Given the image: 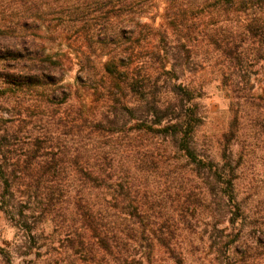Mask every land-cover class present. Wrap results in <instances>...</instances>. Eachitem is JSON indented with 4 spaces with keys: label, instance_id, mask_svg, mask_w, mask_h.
Listing matches in <instances>:
<instances>
[{
    "label": "trees",
    "instance_id": "trees-1",
    "mask_svg": "<svg viewBox=\"0 0 264 264\" xmlns=\"http://www.w3.org/2000/svg\"><path fill=\"white\" fill-rule=\"evenodd\" d=\"M166 2L167 26L177 30L178 26L186 25L187 13L199 11L197 18L202 16L200 21L204 26L202 38L219 49L224 48L225 58L235 60L233 47H241L246 41H254L264 51V0ZM154 9V0H48L43 3L0 0V50H10L7 60L13 62L18 74L0 78V111L12 114L11 120L0 119V211L15 220L34 244L41 236L36 225L37 213L41 211L40 218L58 220L68 215L74 221H81L89 241L88 261L92 263L146 264L145 257L139 256L140 251L136 249L138 226L142 225L149 256L155 243H159L166 248L171 264H186L183 249L177 250L173 245L176 235L170 225L165 223L164 229L161 227L146 235L149 226L154 228L159 224L151 220L156 208L136 199L142 188L135 184L137 179H130V173L125 174L123 155L131 157L137 169L144 173L162 172L178 167V163L166 165L164 161L175 150L176 155L182 156L185 167L213 192L220 193L223 216L232 213L234 208L241 210L230 162L222 165L207 160L196 145V131L203 122L196 103L198 95L193 88L176 82L184 73L183 52L189 54L190 50L180 39L171 49H159L155 55L163 73L152 70V57L140 61L139 54L145 49L142 43H149L154 32L149 24L142 23V18ZM205 13L213 21L211 27L205 25ZM226 24H237L236 33L219 37L220 29H226ZM61 25L77 27L76 32L82 34L87 44L89 54L80 58L77 83L84 93L96 97L92 105H71L64 112L61 107L69 102L72 93L63 85L66 72L63 61L47 54L44 44L25 42L31 31ZM190 28L187 27L191 36ZM5 32L19 41L3 46L2 42L8 40L2 36ZM95 45L106 48L103 56H108L99 80L97 64L91 55L101 47L95 48ZM170 64L172 68L166 70ZM7 93H25L32 98L34 110L44 106L39 110L52 113L55 119L43 124L44 135L34 137L25 145L16 142L24 132L22 120L16 124L21 105L20 101L13 103L8 98L10 94L6 97ZM53 128L55 138L51 136ZM84 128L88 130V143L84 146H80L79 136L70 146L63 137L59 138L71 132L82 134ZM27 133L32 136V131ZM46 139L53 144L58 140L60 153L40 159L39 152L45 148ZM23 150L25 154H16ZM68 165L81 171L72 176L70 183L65 173ZM144 194L149 198L145 190ZM63 203L66 205L62 206ZM32 204L40 206L38 211L31 208ZM225 218L217 223H223ZM87 234H91L88 239ZM219 237L216 257L221 260L230 252L232 243L222 234ZM31 251L29 247L28 251L17 254L28 256ZM0 256L6 264H12L9 250L0 247Z\"/></svg>",
    "mask_w": 264,
    "mask_h": 264
},
{
    "label": "rangeland",
    "instance_id": "rangeland-1",
    "mask_svg": "<svg viewBox=\"0 0 264 264\" xmlns=\"http://www.w3.org/2000/svg\"><path fill=\"white\" fill-rule=\"evenodd\" d=\"M33 1L43 3L48 0ZM154 2L155 9L142 18V23L149 24L154 32L149 43H142L145 49L139 54L140 61L152 57L154 61L153 66L151 65L152 70L155 73L158 71L163 73L155 55L159 49L164 50V47L171 49L180 39L190 50L189 54L183 52L181 64L184 73L176 82L193 88L198 95L196 103L203 122L196 131V145L205 159L222 165L230 162L229 167L233 169L234 175L235 195L241 210L234 208L232 213L223 216L219 206L220 193L218 195L216 190L213 192L201 178L191 172L189 167H185L182 156L176 155L175 150L171 158L166 155L164 161L166 165L170 162L178 163V167L162 172L144 173L137 169L131 157L123 155V163L127 169L125 174L130 173V179L133 181L137 179L135 184L142 188L136 199L153 205L154 210L156 208L154 214L151 213L153 216L151 220L158 221L159 224L154 225V228L149 226L146 235L152 234L155 229L161 227L164 229L165 223L170 225L176 235L173 245L177 250L183 249L187 255L186 264H264V51H260L254 41H246L241 47H233L236 51L235 60L225 58L224 48L219 49L215 44L202 38L201 31L204 26L200 21L202 16L200 15V19L197 18L199 11L187 13L189 22L186 17V25L178 26L176 30L166 25V0ZM203 17H207L205 25L211 27L213 21L211 23L209 14L205 13ZM244 18L246 19L245 16ZM226 25V29H220L219 37L236 33L234 27L237 24ZM188 26H191V36L188 33ZM76 30L77 27L71 28L66 25L52 29L45 27L41 31H31V35L25 41L44 44L47 54L63 61L66 70L63 85L69 87L72 93L69 102L61 107L63 112L71 105L80 106L83 103L92 105L96 98L84 93L77 83L80 58L89 54V49L82 34ZM5 33L2 36L8 40L2 42L3 46H12L19 41L17 37H13L14 35ZM98 47L101 46L95 45V48ZM8 51L0 50L1 79L2 76H18L13 69V62L7 60L11 54ZM105 53L106 48L101 47L91 55L99 71L98 80L104 74L102 64L108 60V56H103ZM171 68L170 64L166 70ZM25 95V93L5 95L13 103L20 101L21 114H16L18 121L16 124L18 125L21 119L24 132L19 135L21 138L16 142L21 145L28 144L36 136L44 135L43 124L55 119L49 110L44 113L39 110L44 106L34 110L32 98ZM56 102H59L58 98ZM0 119L11 120L12 114L1 110ZM27 131H32V136L29 137ZM82 132V134L71 132L59 138L63 137L64 142L70 146L73 139L79 136L80 146H84L88 143L86 138L88 130L84 128ZM51 136L57 137L54 128ZM43 142L45 148L39 152L42 157L40 159L53 158L60 153L57 148L58 140L54 141V144L48 139ZM16 154L23 155L25 150ZM65 173L70 183L72 176L80 174L81 171L68 165ZM144 190L149 198H145ZM37 206L32 204L31 208L38 211L40 206ZM40 213L41 211L37 213L36 225L37 233L41 236L34 244L15 220L0 211V247L10 251L12 264H48L49 260L53 261L52 264H95L88 261L89 241L85 238L81 221H74L68 215L58 220L46 216L40 218ZM154 217L155 219L161 217V220H155ZM221 218H225V221L217 223ZM30 220L32 221V218ZM142 233V225H139L136 249L140 251L139 256L145 257L146 264H171L166 248L159 243H155L152 255L147 254L148 239L144 238ZM79 234L82 237H79ZM221 234L232 243V246L228 255L220 260L216 257V251ZM86 237L90 238L91 234H87ZM29 247L32 251L28 256H18L17 253L28 251ZM0 264H6L1 256Z\"/></svg>",
    "mask_w": 264,
    "mask_h": 264
}]
</instances>
